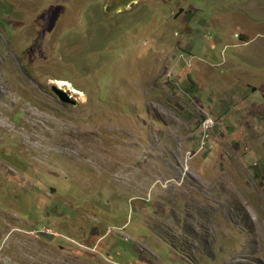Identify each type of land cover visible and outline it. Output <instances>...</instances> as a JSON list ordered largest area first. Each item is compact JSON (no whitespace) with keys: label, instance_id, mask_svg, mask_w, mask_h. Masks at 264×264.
Segmentation results:
<instances>
[{"label":"rangeland","instance_id":"obj_1","mask_svg":"<svg viewBox=\"0 0 264 264\" xmlns=\"http://www.w3.org/2000/svg\"><path fill=\"white\" fill-rule=\"evenodd\" d=\"M242 35L264 0H0V264H264Z\"/></svg>","mask_w":264,"mask_h":264},{"label":"crops","instance_id":"obj_2","mask_svg":"<svg viewBox=\"0 0 264 264\" xmlns=\"http://www.w3.org/2000/svg\"><path fill=\"white\" fill-rule=\"evenodd\" d=\"M236 26L237 28L239 27L238 23H236ZM238 34H236V38H239L237 37ZM243 37L242 41H240V43H243V46L242 48H238V46L234 47V48H238L239 50V57L238 56H235V58H238L240 60H244L243 58H248V61H250V59H252L250 62L252 63L253 61H255L253 58L254 56H261L260 58H263L264 57V48L261 47L260 43L258 42H255L254 40H250V39H246L244 37V35L241 36V38ZM226 45V44H224ZM228 45H226L227 47ZM258 50V51H257ZM252 77H255L254 74H251Z\"/></svg>","mask_w":264,"mask_h":264},{"label":"water","instance_id":"obj_3","mask_svg":"<svg viewBox=\"0 0 264 264\" xmlns=\"http://www.w3.org/2000/svg\"><path fill=\"white\" fill-rule=\"evenodd\" d=\"M180 13L181 11L179 12V14ZM51 90L61 103L71 105L74 108H77L79 106V102L77 101V99L72 98V95L75 94L74 91H70V93H72L70 96L67 91L62 90L59 86H52Z\"/></svg>","mask_w":264,"mask_h":264},{"label":"clouds","instance_id":"obj_4","mask_svg":"<svg viewBox=\"0 0 264 264\" xmlns=\"http://www.w3.org/2000/svg\"><path fill=\"white\" fill-rule=\"evenodd\" d=\"M53 86H55V85H53ZM69 92V94H70V96H71V94L72 93H70V91H68ZM75 92V91H74ZM74 96H75V94L74 95H72V98L73 99H75L74 98ZM57 98V97H56ZM57 100H58V98H57ZM59 101V100H58ZM65 105H67V104H65ZM71 106V105H70ZM72 107V106H71ZM74 108V107H73ZM208 117V116H207ZM213 120L211 119V117H208L207 118V120H206V124H207V126L206 127H204V128H206L205 130H204V133L206 134L207 132H208V130L210 129V127H212L210 124L212 123L213 124V122H212ZM205 137H208V135L207 136H205ZM206 143H204L203 142V146L205 145Z\"/></svg>","mask_w":264,"mask_h":264},{"label":"bare ground","instance_id":"obj_5","mask_svg":"<svg viewBox=\"0 0 264 264\" xmlns=\"http://www.w3.org/2000/svg\"><path fill=\"white\" fill-rule=\"evenodd\" d=\"M61 85H63V84H61ZM55 86H58V85H55ZM59 87H61V89H62V86H59ZM62 90H64V89H62ZM66 91V90H65ZM54 94V93H53ZM55 95V94H54ZM70 95V94H69ZM56 96V95H55Z\"/></svg>","mask_w":264,"mask_h":264}]
</instances>
